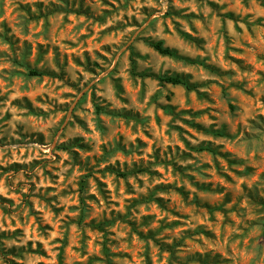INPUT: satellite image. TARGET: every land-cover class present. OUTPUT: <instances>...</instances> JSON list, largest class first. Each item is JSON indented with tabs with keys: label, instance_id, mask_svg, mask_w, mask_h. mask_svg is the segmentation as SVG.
I'll use <instances>...</instances> for the list:
<instances>
[{
	"label": "rangeland",
	"instance_id": "rangeland-1",
	"mask_svg": "<svg viewBox=\"0 0 264 264\" xmlns=\"http://www.w3.org/2000/svg\"><path fill=\"white\" fill-rule=\"evenodd\" d=\"M0 264H264V0H0Z\"/></svg>",
	"mask_w": 264,
	"mask_h": 264
},
{
	"label": "trees",
	"instance_id": "trees-1",
	"mask_svg": "<svg viewBox=\"0 0 264 264\" xmlns=\"http://www.w3.org/2000/svg\"><path fill=\"white\" fill-rule=\"evenodd\" d=\"M154 48L162 53V54H167V55H174L175 52L174 50L170 49L169 47L164 46L160 41H157L153 44ZM166 82H170L172 84H181L186 87H189V83L187 82L186 79L182 78L179 75H170L165 78H163ZM118 173V171H116Z\"/></svg>",
	"mask_w": 264,
	"mask_h": 264
}]
</instances>
